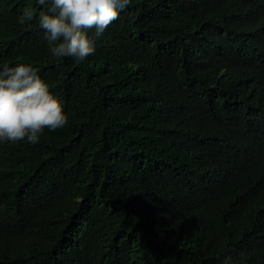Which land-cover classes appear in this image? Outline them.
<instances>
[{
    "label": "trees",
    "instance_id": "obj_1",
    "mask_svg": "<svg viewBox=\"0 0 264 264\" xmlns=\"http://www.w3.org/2000/svg\"><path fill=\"white\" fill-rule=\"evenodd\" d=\"M46 8L0 0V71L67 116L0 142V264H264V0H131L83 60Z\"/></svg>",
    "mask_w": 264,
    "mask_h": 264
},
{
    "label": "clouds",
    "instance_id": "obj_2",
    "mask_svg": "<svg viewBox=\"0 0 264 264\" xmlns=\"http://www.w3.org/2000/svg\"><path fill=\"white\" fill-rule=\"evenodd\" d=\"M47 5L38 16L53 57H75L83 60L95 51L87 30L103 35L118 19L131 0H37ZM34 19V10L25 8L18 22L24 25ZM67 123L61 101L49 91V85L30 64L5 66L0 71V142H17L26 138L36 144L45 128L56 131ZM224 264H233L225 257Z\"/></svg>",
    "mask_w": 264,
    "mask_h": 264
}]
</instances>
